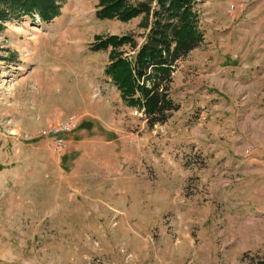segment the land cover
<instances>
[{"label":"rangeland","instance_id":"374dc122","mask_svg":"<svg viewBox=\"0 0 264 264\" xmlns=\"http://www.w3.org/2000/svg\"><path fill=\"white\" fill-rule=\"evenodd\" d=\"M96 3L0 21V264L264 260V0H193L203 42L176 63L177 110L150 129L104 74L109 50L90 49L129 35L132 56L143 17L97 20ZM255 55L261 72L243 66ZM38 56L65 76L33 74ZM213 57L232 59L215 72ZM54 107L79 118L60 155L39 136Z\"/></svg>","mask_w":264,"mask_h":264},{"label":"trees","instance_id":"16d2710c","mask_svg":"<svg viewBox=\"0 0 264 264\" xmlns=\"http://www.w3.org/2000/svg\"><path fill=\"white\" fill-rule=\"evenodd\" d=\"M96 1L97 20L126 23L142 15L141 26L147 31L132 56L120 51L125 45L135 46L129 35L97 36L90 49L109 50L104 74L125 106L141 112L147 128L165 123L178 108L170 97L176 63L203 42L193 0H145L133 5L128 0ZM61 6L62 0H0V21L9 14L17 18L36 15L47 24L59 15Z\"/></svg>","mask_w":264,"mask_h":264},{"label":"crops","instance_id":"0c3cea01","mask_svg":"<svg viewBox=\"0 0 264 264\" xmlns=\"http://www.w3.org/2000/svg\"><path fill=\"white\" fill-rule=\"evenodd\" d=\"M206 3L208 4V6H211L210 2L206 1ZM205 8H206V6H205ZM33 46H34L33 47L34 51H38L39 50V43L38 42H33ZM45 51L48 52V50L46 48H45ZM194 51H195V49L192 50L186 57H190V55ZM39 53H40V51H39ZM38 57H39L40 60H33L34 63L31 65L33 74H40V73L43 72L45 76L59 75V74H62V75L65 76V74L67 72V64H66L64 59L62 60L63 62L61 64H55V66H54L53 64H51L49 62V60L46 61L45 56L44 57L43 56H41V57L38 56ZM229 59H232V58L231 57L223 58L219 62L218 60H216V58L213 57V59L211 60L212 62H210V67H211L210 69L213 70V69L217 68V70H215V72H219L220 69L222 68V64H224L225 61L229 62ZM249 61L250 62H254V64L252 63V64H248V65L247 64L243 65L245 67V69H247L248 71L255 70L256 72H261L262 69H261L260 65H258L257 56L256 55L254 56V58L250 59ZM238 63H240V62L238 61L237 64ZM256 72H255V75H256ZM64 82H65V80H64ZM63 83H61V86H59L57 89H61L62 88L61 90L64 93H67V83H65V84H63ZM37 86H38V84H37ZM66 114H67V110H65L63 108H59V107H54V110L52 112L46 113V115L44 116V122L49 123V125L55 124V123L63 120L68 115V114L67 115Z\"/></svg>","mask_w":264,"mask_h":264},{"label":"built area","instance_id":"2783aa9c","mask_svg":"<svg viewBox=\"0 0 264 264\" xmlns=\"http://www.w3.org/2000/svg\"><path fill=\"white\" fill-rule=\"evenodd\" d=\"M234 10V6L230 5L228 13ZM34 19L38 21L37 17ZM79 125V118L75 114L67 115L63 120L49 125L46 128H42L39 131V136L47 140L48 149L53 155H60L66 147L65 136L75 130ZM14 135V132L11 131ZM251 147L246 148L243 151L244 155H248Z\"/></svg>","mask_w":264,"mask_h":264}]
</instances>
